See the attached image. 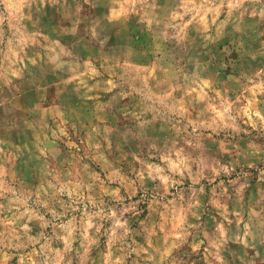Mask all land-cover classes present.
<instances>
[{"label": "rangeland", "instance_id": "rangeland-1", "mask_svg": "<svg viewBox=\"0 0 264 264\" xmlns=\"http://www.w3.org/2000/svg\"><path fill=\"white\" fill-rule=\"evenodd\" d=\"M0 264H264V0H0Z\"/></svg>", "mask_w": 264, "mask_h": 264}]
</instances>
